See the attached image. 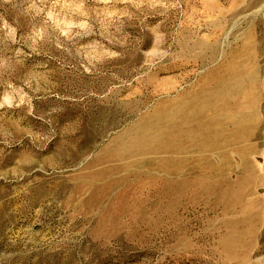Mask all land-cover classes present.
I'll return each instance as SVG.
<instances>
[{"label": "rangeland", "instance_id": "obj_1", "mask_svg": "<svg viewBox=\"0 0 264 264\" xmlns=\"http://www.w3.org/2000/svg\"><path fill=\"white\" fill-rule=\"evenodd\" d=\"M0 264H264V0H0Z\"/></svg>", "mask_w": 264, "mask_h": 264}, {"label": "bare ground", "instance_id": "obj_2", "mask_svg": "<svg viewBox=\"0 0 264 264\" xmlns=\"http://www.w3.org/2000/svg\"><path fill=\"white\" fill-rule=\"evenodd\" d=\"M230 88V87H229ZM232 89V88H231ZM230 94V93H229ZM221 95V94H220ZM224 98V97H223ZM186 100V99H185ZM190 103V102H189ZM181 111V110H180ZM188 111V110H187ZM190 114V113H189ZM152 115H154V114H152ZM156 117V116H155ZM157 120V119H156ZM170 122V121H169ZM175 124V123H174ZM158 125V124H157ZM144 132V131H143ZM189 132V131H188ZM137 136V135H136ZM135 138H137V137H135ZM189 138V137H188ZM168 140H169V137H168ZM142 142V141H141ZM145 146V145H144ZM147 146H149V145H147ZM140 149V148H139ZM146 149V148H145ZM138 151V150H137ZM186 154V153H185ZM178 156V155H177ZM179 190V189H178Z\"/></svg>", "mask_w": 264, "mask_h": 264}]
</instances>
